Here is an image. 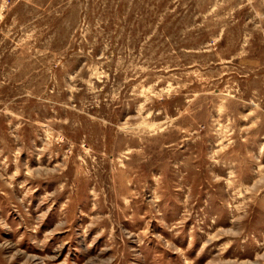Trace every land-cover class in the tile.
<instances>
[{
  "label": "rangeland",
  "instance_id": "1",
  "mask_svg": "<svg viewBox=\"0 0 264 264\" xmlns=\"http://www.w3.org/2000/svg\"><path fill=\"white\" fill-rule=\"evenodd\" d=\"M0 264H264V0H0Z\"/></svg>",
  "mask_w": 264,
  "mask_h": 264
}]
</instances>
